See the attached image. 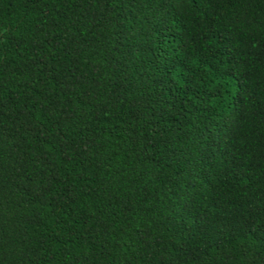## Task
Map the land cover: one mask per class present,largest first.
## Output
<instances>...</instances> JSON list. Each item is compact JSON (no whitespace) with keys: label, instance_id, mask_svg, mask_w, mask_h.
Wrapping results in <instances>:
<instances>
[{"label":"trees","instance_id":"obj_1","mask_svg":"<svg viewBox=\"0 0 264 264\" xmlns=\"http://www.w3.org/2000/svg\"><path fill=\"white\" fill-rule=\"evenodd\" d=\"M0 264H264V0H0Z\"/></svg>","mask_w":264,"mask_h":264}]
</instances>
